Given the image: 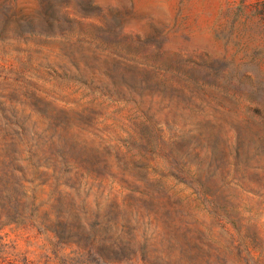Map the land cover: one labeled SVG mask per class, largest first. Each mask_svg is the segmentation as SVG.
<instances>
[{
	"label": "rangeland",
	"instance_id": "374dc122",
	"mask_svg": "<svg viewBox=\"0 0 264 264\" xmlns=\"http://www.w3.org/2000/svg\"><path fill=\"white\" fill-rule=\"evenodd\" d=\"M0 167L100 225L1 216L0 264H168L183 221L194 262L264 263V0H0Z\"/></svg>",
	"mask_w": 264,
	"mask_h": 264
},
{
	"label": "trees",
	"instance_id": "16d2710c",
	"mask_svg": "<svg viewBox=\"0 0 264 264\" xmlns=\"http://www.w3.org/2000/svg\"><path fill=\"white\" fill-rule=\"evenodd\" d=\"M25 183H29L31 187H27ZM49 186L51 185H47V183L44 182L34 183V181H27L23 176L20 177L14 172L12 173V171L0 167V217L15 215V217L18 216L22 218L23 216H28V218L33 220L38 226L46 228V222H50L59 226L64 231L66 230L67 234H76L79 231L94 232L95 229L99 228L100 225H96L97 227L89 225L86 217L81 215V213H84L83 210L87 209L86 207H89L88 205H91V202H87L86 199H83L77 205L72 193L60 189L61 184L58 183L54 184L55 188L47 193L46 198H42L41 196L46 194L44 188H49ZM215 204L214 201L208 202V206H211V208H214ZM108 210L112 211L116 218L118 217L124 220L125 223L129 222L128 217H130V220H132L135 225H138L140 217H142L138 214L139 212L137 210L133 209L130 203L125 201L117 202L115 198L111 200ZM225 214L226 213L221 214V219L225 220V222L233 223L229 216ZM118 218L112 222L111 229H114L115 232L120 230V237L112 241H104L107 242L108 248L111 251H119L123 246L127 244L132 245L137 241V236L135 234H132L131 238L124 237V231H122L120 227L123 229L125 223L119 224ZM181 223L184 224L185 227L183 229L177 227V230L181 232H179V236L177 235V231L173 233L174 245H171V247L168 248L169 250L166 251L168 264H201L194 262L191 258V254L194 252V248H197V245L192 247L190 245V237L188 236L189 233H193L198 227L192 225L193 227L190 228L191 223L188 221H183ZM209 232L212 234V231ZM238 232L237 230L236 234H238ZM226 233L232 237L230 242L232 245L234 242V234L228 231ZM97 242H99L97 239L93 240V244H97ZM204 245L208 252L212 250L211 245L207 243ZM231 247L234 248L233 246ZM78 248L81 249L79 246ZM215 250L217 251L218 249L215 248ZM244 255L247 259H250V257H252V251L246 248L244 250ZM261 262V258L258 257L254 264H264Z\"/></svg>",
	"mask_w": 264,
	"mask_h": 264
}]
</instances>
